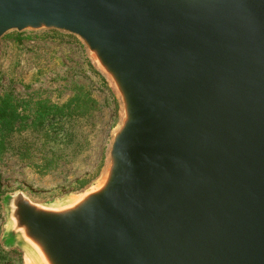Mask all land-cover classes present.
<instances>
[{
	"label": "water",
	"instance_id": "water-1",
	"mask_svg": "<svg viewBox=\"0 0 264 264\" xmlns=\"http://www.w3.org/2000/svg\"><path fill=\"white\" fill-rule=\"evenodd\" d=\"M76 37L120 102L101 175L2 200L27 264H264V0H0Z\"/></svg>",
	"mask_w": 264,
	"mask_h": 264
},
{
	"label": "rangeland",
	"instance_id": "rangeland-1",
	"mask_svg": "<svg viewBox=\"0 0 264 264\" xmlns=\"http://www.w3.org/2000/svg\"><path fill=\"white\" fill-rule=\"evenodd\" d=\"M120 102L74 36L12 33L0 60V264H27L5 250L2 200L24 191L49 201L101 175Z\"/></svg>",
	"mask_w": 264,
	"mask_h": 264
}]
</instances>
